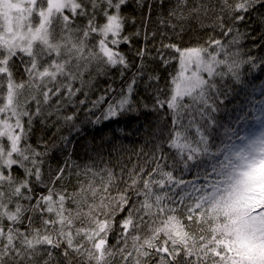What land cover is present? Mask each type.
Listing matches in <instances>:
<instances>
[{
	"label": "snow or ice",
	"instance_id": "6c2138e0",
	"mask_svg": "<svg viewBox=\"0 0 264 264\" xmlns=\"http://www.w3.org/2000/svg\"><path fill=\"white\" fill-rule=\"evenodd\" d=\"M132 2L0 0V264H264V132L237 144L216 119L222 82L264 73V0H134L139 17ZM189 22L206 39L177 43ZM112 69L121 85L99 88ZM144 112L148 151L125 156L116 127L73 158L86 126Z\"/></svg>",
	"mask_w": 264,
	"mask_h": 264
},
{
	"label": "trees",
	"instance_id": "16d2710c",
	"mask_svg": "<svg viewBox=\"0 0 264 264\" xmlns=\"http://www.w3.org/2000/svg\"><path fill=\"white\" fill-rule=\"evenodd\" d=\"M127 13L129 15H135L137 17L140 16V12L135 8L134 0L131 6L127 9ZM166 14V12H165ZM157 14L154 13L152 16V23L149 25L150 29H159L166 30L157 22ZM139 25V19H138ZM134 28L129 26V31H133ZM171 35V33H169ZM197 36L203 37L206 39L205 33L198 29V26L189 22L185 25V32L182 34V39H177V43H182L185 45L195 43ZM167 42V41H165ZM202 42V41H201ZM152 43L156 44L159 47V41H152ZM135 46L139 47V41L135 42ZM151 47V45H149ZM122 50L127 52L129 58H133V52L128 49L127 46H122ZM150 69H156L157 66L155 64H150L148 66ZM136 69L133 67L129 72L126 73V78H130L132 73L135 72ZM176 71V65L170 66L167 70L157 69V74L161 76L160 86L164 87L165 83L169 78V73H174ZM264 81V73L256 72L253 75L246 77V82L248 87L242 85H236L231 82L224 83L222 82L221 87V95L218 101L219 112L216 114V119L220 125L228 126L231 125L236 132V135L232 137V141L239 144L241 141L237 138L239 136H244L246 133L257 128V123L261 119H256L257 116H260L259 108L261 107L259 104L254 106L249 103V97H261L264 95V86L258 87L255 90L253 89L254 85H260L261 82ZM113 84L114 87H119L122 83L119 75V71L117 69H112L109 72V77H99L97 78V86L99 88H104L107 84ZM141 95H143V91L141 89ZM246 111H250V114L247 116V119L243 121H238L237 117ZM159 124L158 118L156 114L144 112L138 117L133 116L131 118L121 120L118 124L112 123L103 129L93 128L91 126H86L84 131L75 136L73 138L74 145V156L73 158L77 160L78 163H86L87 162V154L91 153V148L102 143L101 137L105 135V133L111 132L112 129L116 127H125L129 132L133 133V135H129L127 137H122V143L124 149H127V152H124V155H131L133 151H139V149L144 146L145 151H148L152 148V144L150 141L152 140V133L157 129ZM41 133L37 131L34 139H37ZM221 140H226L224 136V128L220 127L218 132H214L213 134V143L217 144V146H222L220 144ZM120 146V143H117V147ZM104 158L107 160L108 152L110 151L109 146L107 144L104 145ZM55 159L51 161L53 165H55L58 161H62L63 157L60 152L55 153ZM113 161L116 159V152L112 151ZM133 162H135V157H133ZM131 167V164H129ZM118 170V169H117ZM179 171L176 172V175H180ZM185 178H191L190 175L185 174Z\"/></svg>",
	"mask_w": 264,
	"mask_h": 264
},
{
	"label": "rangeland",
	"instance_id": "374dc122",
	"mask_svg": "<svg viewBox=\"0 0 264 264\" xmlns=\"http://www.w3.org/2000/svg\"><path fill=\"white\" fill-rule=\"evenodd\" d=\"M261 132H264V117L262 120H259L258 123H257V128H255L254 130L248 133H246L244 135V137H251V138H254L256 136H259L261 134Z\"/></svg>",
	"mask_w": 264,
	"mask_h": 264
}]
</instances>
